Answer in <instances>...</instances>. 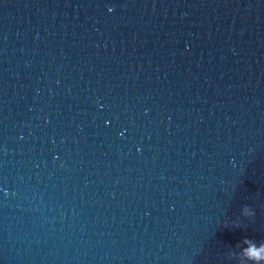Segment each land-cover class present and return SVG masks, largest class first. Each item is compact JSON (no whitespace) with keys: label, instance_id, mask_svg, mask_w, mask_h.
Here are the masks:
<instances>
[{"label":"water","instance_id":"water-1","mask_svg":"<svg viewBox=\"0 0 264 264\" xmlns=\"http://www.w3.org/2000/svg\"><path fill=\"white\" fill-rule=\"evenodd\" d=\"M245 238L264 0H0V264H237Z\"/></svg>","mask_w":264,"mask_h":264},{"label":"clouds","instance_id":"clouds-1","mask_svg":"<svg viewBox=\"0 0 264 264\" xmlns=\"http://www.w3.org/2000/svg\"><path fill=\"white\" fill-rule=\"evenodd\" d=\"M112 9L109 8V11ZM242 215L246 218H251L254 215V212L250 208H245L242 211ZM225 227H228V222H225ZM233 227H240V224L233 222ZM241 245H244L243 247ZM237 248L240 249L239 252L233 253L229 251L226 254V258L231 260L235 259L237 264H264V242H261L257 245L251 239H243L242 242L237 243Z\"/></svg>","mask_w":264,"mask_h":264}]
</instances>
